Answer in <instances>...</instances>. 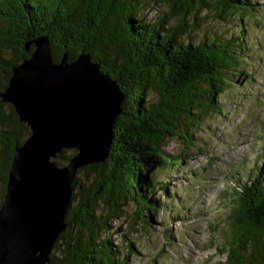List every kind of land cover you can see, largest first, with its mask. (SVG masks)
Returning <instances> with one entry per match:
<instances>
[{"label":"trees","instance_id":"16d2710c","mask_svg":"<svg viewBox=\"0 0 264 264\" xmlns=\"http://www.w3.org/2000/svg\"><path fill=\"white\" fill-rule=\"evenodd\" d=\"M140 1L0 0V93L12 68L30 57L35 39L45 36L53 62L63 54L69 61L88 54L123 95L107 156L77 171L65 209L66 227L49 264H131L134 244L115 243L108 218L130 203L129 226L151 227L163 207L151 198L156 190L152 173L178 169L202 152L196 134L205 122L208 126L221 118L223 99L245 87L252 74L246 52L254 45L246 28L259 19L254 0H152L165 4V14L156 21L140 17ZM210 15L236 29L211 39L202 35L195 44L192 35ZM256 102L264 107V92ZM5 104L0 98V205L14 148L30 133ZM173 138L176 152L167 148ZM75 153L62 149L53 160L63 166ZM158 191L167 196L166 185ZM226 195L227 230L219 246L223 264H264V168L239 179Z\"/></svg>","mask_w":264,"mask_h":264},{"label":"water","instance_id":"95a60500","mask_svg":"<svg viewBox=\"0 0 264 264\" xmlns=\"http://www.w3.org/2000/svg\"><path fill=\"white\" fill-rule=\"evenodd\" d=\"M34 45L0 93L30 131L14 148L0 205V264H49L77 171L107 156L123 98L88 54L56 63L45 36ZM62 149L76 153L59 167Z\"/></svg>","mask_w":264,"mask_h":264},{"label":"rangeland","instance_id":"374dc122","mask_svg":"<svg viewBox=\"0 0 264 264\" xmlns=\"http://www.w3.org/2000/svg\"><path fill=\"white\" fill-rule=\"evenodd\" d=\"M254 2L260 11L259 19L248 22L249 29L246 28L250 33L249 41L254 45L253 51L248 48L246 52L251 54L252 74L245 87L223 99L221 118L210 121L208 126L205 122L201 132L196 134L202 142V152H197L178 169H158L152 173L156 190L151 198L158 199L163 207L152 218L151 227L129 226L133 210L130 203L121 206L122 212L117 216L108 218L114 242L122 247L129 242L134 244L136 252L132 254L131 264H223L225 260L219 246L222 247L227 230L224 220L229 198L226 193L239 179H246L257 169L264 168V107L256 102L264 92V57L261 58L264 21H260L264 19V0ZM163 6L152 0H141L140 17L156 21L165 14ZM198 26L192 35L195 44L203 36L211 39L214 34L236 29L222 26L211 15L201 19ZM3 57L8 59L9 55L4 53ZM4 109L10 111L8 103ZM1 135L2 128L0 138ZM171 143L167 148L178 151L174 138ZM82 175L80 171L78 178ZM161 182L166 185L167 196L159 194Z\"/></svg>","mask_w":264,"mask_h":264},{"label":"flooded vegetation","instance_id":"af4514ba","mask_svg":"<svg viewBox=\"0 0 264 264\" xmlns=\"http://www.w3.org/2000/svg\"><path fill=\"white\" fill-rule=\"evenodd\" d=\"M50 52H51V48H50ZM51 55H52V54H51ZM52 60H53V57H52ZM59 61H60V60H59ZM59 61H58V62H59ZM55 62L57 63V61H55ZM11 107H12V106H11ZM13 110H14V109H13Z\"/></svg>","mask_w":264,"mask_h":264}]
</instances>
